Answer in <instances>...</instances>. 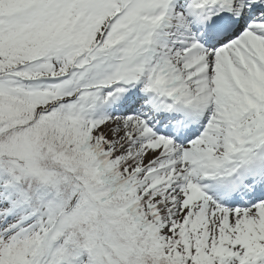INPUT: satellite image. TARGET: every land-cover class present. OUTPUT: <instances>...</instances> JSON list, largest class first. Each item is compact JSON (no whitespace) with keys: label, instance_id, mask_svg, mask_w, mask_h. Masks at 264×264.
<instances>
[{"label":"snow or ice","instance_id":"6c2138e0","mask_svg":"<svg viewBox=\"0 0 264 264\" xmlns=\"http://www.w3.org/2000/svg\"><path fill=\"white\" fill-rule=\"evenodd\" d=\"M0 264H264V0H0Z\"/></svg>","mask_w":264,"mask_h":264}]
</instances>
